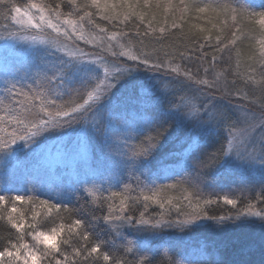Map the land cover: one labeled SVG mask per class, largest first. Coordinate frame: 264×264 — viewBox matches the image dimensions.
Segmentation results:
<instances>
[{"label": "snow or ice", "instance_id": "snow-or-ice-1", "mask_svg": "<svg viewBox=\"0 0 264 264\" xmlns=\"http://www.w3.org/2000/svg\"><path fill=\"white\" fill-rule=\"evenodd\" d=\"M0 229V264H264V0H0Z\"/></svg>", "mask_w": 264, "mask_h": 264}, {"label": "trees", "instance_id": "trees-1", "mask_svg": "<svg viewBox=\"0 0 264 264\" xmlns=\"http://www.w3.org/2000/svg\"><path fill=\"white\" fill-rule=\"evenodd\" d=\"M261 2H262V0H259V1L254 0V3L256 5H259ZM178 35L179 34H177V36ZM174 42L175 43H179V41H176L175 38H169L168 41H167L168 44H172ZM153 46L159 47V45H154L152 43H150L148 45L149 48H151ZM169 124L171 125V122H169ZM180 135L182 136L183 133H181ZM173 151H176V152L181 151V145L179 144V141L176 140V141L169 142L167 139H165V141L163 142V146L157 151L156 157H157V159H160V158L164 157L166 154H168L169 152H173ZM235 187H239V185L231 186V188H235ZM231 188L226 187L224 189V191L228 192V191L231 190ZM227 207L228 206H222L217 211L222 213L224 210L227 209ZM44 226H47V225L46 224L42 225V227H44ZM0 231H5V229H0ZM194 235H197V234H194ZM254 235H255L254 230H252V229H244V230H237L236 232L231 233L230 234V238L233 239V240H239V241L243 242V241H246V240H250ZM105 238L107 239V237H105ZM26 239H28V238L26 237Z\"/></svg>", "mask_w": 264, "mask_h": 264}, {"label": "rangeland", "instance_id": "rangeland-1", "mask_svg": "<svg viewBox=\"0 0 264 264\" xmlns=\"http://www.w3.org/2000/svg\"><path fill=\"white\" fill-rule=\"evenodd\" d=\"M257 1H259V0H257ZM140 75H141L142 77H145V76H147V75H150V73H147V72L142 71Z\"/></svg>", "mask_w": 264, "mask_h": 264}]
</instances>
